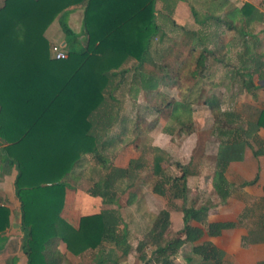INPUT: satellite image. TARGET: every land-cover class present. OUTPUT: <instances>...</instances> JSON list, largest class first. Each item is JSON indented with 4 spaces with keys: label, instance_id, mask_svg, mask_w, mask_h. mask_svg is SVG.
Instances as JSON below:
<instances>
[{
    "label": "trees",
    "instance_id": "trees-1",
    "mask_svg": "<svg viewBox=\"0 0 264 264\" xmlns=\"http://www.w3.org/2000/svg\"><path fill=\"white\" fill-rule=\"evenodd\" d=\"M154 3L155 0H3L0 5V142L4 144L0 149V176L11 168L16 172L13 191L20 207L22 249L28 261L54 236H58L72 254L92 249L109 238L112 222L104 212L81 218L77 230L56 217L62 206L64 190H70L72 186L65 179L73 184L79 177L73 172L76 164L82 158H89L97 165L105 160L103 152L107 150L108 140L104 134L111 128L110 118L115 116L117 107L111 96L115 88L112 83L115 77L122 78L127 72V69L119 68L124 62L133 60L136 66L132 82L135 84L143 67L153 63L148 45L151 38L160 35V27L154 18ZM80 4L83 5L84 45L76 41L65 15L67 8ZM190 12L193 14L192 10ZM59 14L57 23L64 37L67 57L54 60L49 57L50 47L43 33ZM224 23L228 30H232L230 22ZM214 54L201 49L194 59L195 67L200 71H190L189 79L200 74L206 58ZM252 64L253 71H257L256 68L264 71L263 61L255 60ZM156 68L162 71L151 75L158 83L165 87L180 86L179 71ZM247 68L241 71H248ZM243 77L251 79L246 72ZM185 96L186 93H182L181 103L188 113ZM216 113L215 123L219 124L223 114ZM137 126L136 133L139 132ZM258 128L264 129V114L247 125L249 131ZM189 130L191 124L181 125L183 133ZM228 153L230 151L224 149L218 155V167L213 173L216 191L224 182L226 164L234 158ZM162 159L158 154L153 156L152 173L155 176L161 172ZM127 166H132L130 171L137 168L131 162ZM118 171L124 172L119 178L116 176ZM125 174L126 170L108 169L88 189L89 194L110 201L115 195L113 183ZM152 190L155 194H164L160 184L154 185ZM218 196L223 200L225 193ZM206 211V207L182 209L184 238L163 241L169 254L183 243H190L193 253L202 261L220 263V253L208 242L198 241L204 234L217 236L232 225L205 222ZM54 220L62 226V231L58 226L56 228ZM190 221L198 226H190ZM7 225L8 210L0 206V233ZM168 226V213L162 210L152 225V233H156L152 238L154 242ZM162 264L171 262L165 259Z\"/></svg>",
    "mask_w": 264,
    "mask_h": 264
},
{
    "label": "crops",
    "instance_id": "crops-1",
    "mask_svg": "<svg viewBox=\"0 0 264 264\" xmlns=\"http://www.w3.org/2000/svg\"><path fill=\"white\" fill-rule=\"evenodd\" d=\"M165 3L166 0L157 2L155 0V7L160 5L162 8V5L166 6ZM174 6L171 19L175 26L181 24L180 28H182L185 25V18L181 16L185 17V12L191 13L192 9L180 1ZM209 6L211 10L220 13V17L212 16V20L215 25L221 26L222 31L213 39L214 45L205 48L207 51L215 52L206 60L209 59L210 62L219 65L221 70L211 71L209 77H212L210 85L212 93L210 92L200 101L206 111L205 121L209 124L205 135L196 133L193 120L189 123L191 130L188 133L180 131L179 121H176L180 126L175 132L168 131L166 123L160 125L161 132L156 133V137L152 135V139L155 138L156 142L150 148L153 150L152 154L157 153L163 158L160 163L161 172L158 176L152 173L153 155L149 170L145 169L143 174V176L149 175L143 186L137 183L143 176L136 174L139 170L137 161L140 160V156L121 154L122 151L116 153L120 146L125 150L127 147L125 144L128 142H119L122 137L128 135L122 131L112 133V125L116 124L118 119L110 118L111 128L104 136L110 141V144L107 141V148L114 145L116 151H113L112 159L111 154L103 152L105 160L100 165L89 160L100 174L97 181L100 180L102 173L110 168H116L126 170L125 176L118 181L128 180L129 187L135 186L139 189L144 187L145 190L125 197L121 203L122 199L117 195L107 202L89 194L88 189L97 181L88 182L89 185L85 186L87 189L84 192L75 190V184H71L70 190L65 189L62 206L56 217L58 221L77 230L81 218L104 212L108 221L112 222L109 238L102 240L94 248L83 249L77 254L69 252L59 237L54 236L39 247L28 261L22 249L20 207L13 191L16 172L14 168L9 169L0 176V206L8 210V225L0 233V264H146L147 262L162 264L165 259L171 264H214L213 261H202L200 256L195 255L190 243H183L171 254L163 243V241L184 238L183 208L200 207L207 208L204 215L205 222L232 225L221 230L217 236L210 237L204 234L198 241V243L208 242L220 253L219 264H264V129L258 128L254 132L247 129L248 124H253L259 115L264 114V71H261L262 68L260 71H253L255 68L252 64L254 60L264 62V0H209ZM82 10L83 5L80 4L67 8L65 12L67 25L75 34L79 45H84L85 42L81 26ZM60 15H57L44 30L43 36L49 47L63 46L64 37L57 23ZM214 18L222 22L219 23ZM224 21L230 22L232 30L227 29ZM133 62V60L124 62L119 70L127 69L126 73L130 72V69L124 66ZM133 66H136L135 62ZM244 67H248V71H241ZM133 68L130 72L131 76ZM225 68H230V71H225ZM245 72L251 75L250 80L243 77ZM181 76L183 74L180 72L178 80L180 86L165 87L160 83L159 85L165 90L176 88L179 90L178 98L171 103L172 107L181 102V95L185 92V102L191 108L194 101L198 102L197 95L187 101L192 87L183 88ZM217 76L219 79L215 80ZM156 92L161 94L163 101L167 100L168 96H165L164 91ZM197 102L195 104H198ZM163 106L161 110L164 111ZM210 107H216L217 110ZM217 111L223 114L219 124L215 123ZM179 116L180 114L173 118ZM153 128L155 126H151L146 132H137L135 139L140 138L142 142L150 140L149 134H152ZM193 135L196 139L187 151L185 147L189 148V141L193 139ZM200 140H203V147L199 149L202 146ZM3 146L4 144L0 142V149ZM224 149H228L234 158L226 164L223 172L224 182L219 187V191H216L213 173L218 167V155ZM193 153L202 155L200 160L193 161V157L190 158ZM169 156L175 157L176 160ZM129 162L136 164L137 168L127 176V172L132 168V166L128 168ZM163 163H168V166L164 167ZM103 166H107L105 170H102ZM182 166L188 167L189 175L182 173ZM80 181L79 175L76 182ZM116 182L117 180L113 183V191ZM159 184L164 190L162 195L155 194L152 190L154 185ZM169 187H172L171 190H168ZM222 193H225L223 200L218 196ZM162 210L168 213L169 226L154 242L152 238L156 233H152V225ZM58 221L54 220V224L62 231ZM188 224L198 226L194 221ZM56 228L53 231H56Z\"/></svg>",
    "mask_w": 264,
    "mask_h": 264
},
{
    "label": "rangeland",
    "instance_id": "rangeland-1",
    "mask_svg": "<svg viewBox=\"0 0 264 264\" xmlns=\"http://www.w3.org/2000/svg\"><path fill=\"white\" fill-rule=\"evenodd\" d=\"M2 1L3 0H0V5L2 4ZM157 1L160 0H156V2ZM177 1L183 2L184 5H188L193 12V14L188 12L186 14L185 12V17L181 16L185 18V25L182 26V28H180L181 24L175 26L173 24L174 21L171 19L172 10ZM165 5L166 6L162 5V8H160V5L159 7L156 6L154 8V18L156 24L160 27V35L158 34L154 36L149 41V55L153 62L152 64L161 68L165 67L164 71L167 72L170 70H173V72L180 71L183 74V77H185L180 80L181 86L183 88H188L189 86L192 87L191 91H189L187 101H189L188 99L191 100L194 95H197L198 102L194 101L193 104L191 103L192 105L191 108L189 107L190 111H188V113L185 112V109L182 107L184 105L181 102L177 103L175 107H172L171 103L178 98L179 90L177 88L172 90L162 89L158 80L151 75L162 71V69H158L156 68L157 66L154 67L152 64H146L141 71L142 74H140L137 79V83L134 84L130 73L134 67V62L131 64H125L124 67L129 68L130 72L126 73L122 78L117 76L113 80L112 86L118 84L111 92L112 97L117 102L114 117L118 119V122L112 125L111 132H126L128 138L122 137L119 143H128L125 144V146H127L125 147V150L120 146L116 151V148L113 145L111 147L109 146L105 152L108 155L111 154V159L114 157L113 151H116V153L122 151L120 152L121 154L133 155V157L140 156V160L137 161L139 170H137L138 172L136 171V174H140L141 176H143L144 171H146L145 169L149 170L151 158L155 155L152 154L153 150L150 148L152 145H155L156 142L155 138L152 139V135L153 137H156L155 134L161 132L160 129L163 123H166V129H168V131L175 132L178 126H180L176 121L181 122L183 125H187L193 120L196 133L205 135L208 131L209 124L205 121L206 111L203 109V105L200 101L207 97L211 92L210 85L212 84V77H209L211 71L221 70L219 65L210 62L208 59L206 60L205 68L201 69V73L193 76L192 79H189L190 71H194L195 69L196 71H200V68L195 67L194 63L197 54L201 49L212 45L213 39L217 38L222 31L221 26L215 25L212 20V16L220 17V13L211 10L209 0H166ZM233 63L235 64V61H233ZM229 69L225 68L224 70L230 71ZM256 70L260 71V68H256ZM214 79L218 80L219 76ZM158 90L164 91L165 96H168V101H163L161 98L162 96H160L161 94L156 92ZM196 102L198 104H195ZM162 105H164V111L161 110ZM171 109H174V111L171 112ZM179 114L180 116L178 118H173V116L175 117ZM120 121H123V123H120ZM136 124L138 125L137 129H139L140 132H146L148 131V128L155 126L152 134H149L150 140H144V142H142L140 138L137 140L135 139L136 131L134 132V129ZM195 139L196 137L193 135V139H190L189 141V148L185 147V150L188 151L191 146H193ZM199 142H201L202 145H199L200 149L203 147V140H200ZM108 144H110V141H108ZM228 154L231 155L232 153ZM191 155L190 158L192 159L193 157V161L195 162L202 157V155L200 156L197 153ZM170 158L176 160L173 156ZM171 163L172 162H169V164ZM163 164L164 167L168 166V163ZM106 167L107 166H103L102 170H105ZM182 169L183 174L189 175L187 166H182ZM73 172L78 173L81 178L79 183H73L75 184L74 188L75 190L79 189L83 192L87 189L85 186L89 185L90 182L97 181L98 176L100 175L98 174V170L94 168V165L90 163L89 158H82V160L76 164ZM121 173L123 174L124 172L118 171L116 176L119 178ZM101 175L103 176V173ZM148 176L149 175H145L141 177L137 183L144 186L145 179L147 180ZM172 176L170 177L173 178ZM118 178L115 183L114 193L122 199L121 203H123L125 197H129L132 194H139L140 190H145L144 187L140 189L135 186L129 187L128 185L130 181L124 179L118 181ZM65 180L72 184L71 180Z\"/></svg>",
    "mask_w": 264,
    "mask_h": 264
},
{
    "label": "built area",
    "instance_id": "built-area-1",
    "mask_svg": "<svg viewBox=\"0 0 264 264\" xmlns=\"http://www.w3.org/2000/svg\"><path fill=\"white\" fill-rule=\"evenodd\" d=\"M50 57L54 60L66 59L67 54L63 46L52 45L49 48Z\"/></svg>",
    "mask_w": 264,
    "mask_h": 264
}]
</instances>
